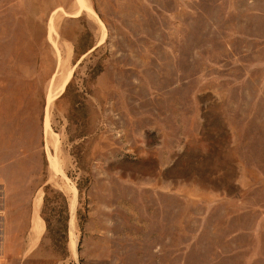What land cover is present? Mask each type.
Here are the masks:
<instances>
[{
    "label": "rangeland",
    "instance_id": "1",
    "mask_svg": "<svg viewBox=\"0 0 264 264\" xmlns=\"http://www.w3.org/2000/svg\"><path fill=\"white\" fill-rule=\"evenodd\" d=\"M0 213V264H264V0H0Z\"/></svg>",
    "mask_w": 264,
    "mask_h": 264
},
{
    "label": "crops",
    "instance_id": "2",
    "mask_svg": "<svg viewBox=\"0 0 264 264\" xmlns=\"http://www.w3.org/2000/svg\"><path fill=\"white\" fill-rule=\"evenodd\" d=\"M1 215V213H0ZM48 226L45 220L41 216V210L39 206L33 207V212L31 214V223L29 231L26 235V241L30 246L38 247L41 242L44 240L45 235L47 234ZM3 242V248L0 250V259L1 255L5 250V244L7 242V235L0 229V245Z\"/></svg>",
    "mask_w": 264,
    "mask_h": 264
},
{
    "label": "bare ground",
    "instance_id": "3",
    "mask_svg": "<svg viewBox=\"0 0 264 264\" xmlns=\"http://www.w3.org/2000/svg\"><path fill=\"white\" fill-rule=\"evenodd\" d=\"M75 205V204H74Z\"/></svg>",
    "mask_w": 264,
    "mask_h": 264
}]
</instances>
